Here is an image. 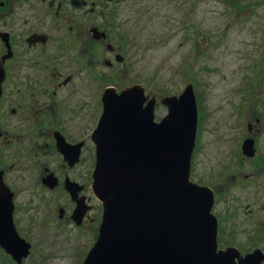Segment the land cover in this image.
Returning a JSON list of instances; mask_svg holds the SVG:
<instances>
[{"label": "flooded vegetation", "instance_id": "af4514ba", "mask_svg": "<svg viewBox=\"0 0 264 264\" xmlns=\"http://www.w3.org/2000/svg\"><path fill=\"white\" fill-rule=\"evenodd\" d=\"M218 2L238 14L256 3ZM141 3L0 0V221L1 212L12 216L25 239L53 236L74 243V237L76 251L87 253L98 239L102 212L96 213L93 190L98 107L103 109L107 88L119 93L136 83L107 84L100 99L99 87L127 74L136 44L128 10ZM237 27L226 22L204 35L206 80L200 102L195 92L193 157L208 164V180L200 184L214 192L218 243L223 237L245 239L248 247L225 248L235 246L243 256L260 250L258 264H264V24ZM245 29L255 37L242 38ZM220 49L232 52L222 64L215 55ZM79 200L89 209L77 220ZM0 253L13 260L1 246Z\"/></svg>", "mask_w": 264, "mask_h": 264}, {"label": "water", "instance_id": "95a60500", "mask_svg": "<svg viewBox=\"0 0 264 264\" xmlns=\"http://www.w3.org/2000/svg\"><path fill=\"white\" fill-rule=\"evenodd\" d=\"M144 91L135 84L103 93L93 184L102 221L83 264H258L260 250L243 256L237 247L219 248L214 192L191 179L198 128L193 84L160 100L168 108L160 120L156 97ZM88 209L79 200L73 218ZM5 214L0 246L23 264L32 245Z\"/></svg>", "mask_w": 264, "mask_h": 264}, {"label": "rangeland", "instance_id": "374dc122", "mask_svg": "<svg viewBox=\"0 0 264 264\" xmlns=\"http://www.w3.org/2000/svg\"><path fill=\"white\" fill-rule=\"evenodd\" d=\"M240 1L243 3V0ZM255 1L249 13L244 9L245 12L239 14L227 13L226 6L220 4L218 0H142L139 6L130 5L128 14L133 20L129 31L133 33L136 44L133 42L131 44L133 46L130 47L132 53L127 58V74L115 76L113 80L102 83L99 87V99L103 86L111 83L119 85V88L140 83L145 87L147 94L161 98L179 94L188 83L193 82L200 102L206 80L203 68L206 55L201 48L205 44L204 35L223 27L226 22H234L237 28L242 27V29L250 23L264 24V1ZM230 30L229 33L232 31ZM245 30H241L242 38L255 37L249 35L247 29ZM230 36L231 39L236 38L232 34ZM183 41L184 45L180 47L179 44ZM215 55H218L216 59L220 57L219 64H222L226 58L232 56V52L220 49ZM215 76L217 75H212L210 78L217 81ZM215 91L219 96L221 91L219 89ZM199 106L201 108V103ZM101 111L100 104L98 113L101 114ZM155 112L159 120L167 113V107L160 102ZM207 168L208 164L202 162L200 156H194L190 171L192 180L204 184L208 180L205 176V172H208ZM95 201L96 213L100 217L102 206L98 199ZM27 239L35 242V247L23 264H82L86 257V248L76 251L74 237H72L74 243H71L69 238L63 241L62 237L53 236L44 239ZM42 241L45 244L41 246L39 243ZM219 242L220 248L228 245H240L242 248L249 246L245 239L231 240L223 237ZM0 264L16 263L0 253Z\"/></svg>", "mask_w": 264, "mask_h": 264}]
</instances>
